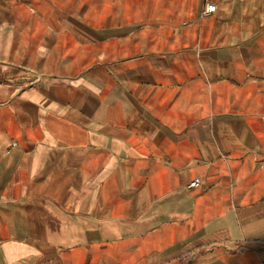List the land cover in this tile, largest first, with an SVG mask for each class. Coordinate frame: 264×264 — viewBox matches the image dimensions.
<instances>
[{
    "label": "crops",
    "instance_id": "1",
    "mask_svg": "<svg viewBox=\"0 0 264 264\" xmlns=\"http://www.w3.org/2000/svg\"><path fill=\"white\" fill-rule=\"evenodd\" d=\"M211 2L0 0V264H264V0Z\"/></svg>",
    "mask_w": 264,
    "mask_h": 264
},
{
    "label": "built area",
    "instance_id": "2",
    "mask_svg": "<svg viewBox=\"0 0 264 264\" xmlns=\"http://www.w3.org/2000/svg\"><path fill=\"white\" fill-rule=\"evenodd\" d=\"M203 3H204L203 13L207 14L215 11L216 6L213 2H211V0H203ZM199 181H200L199 178L195 179L192 183L189 184V187L197 185Z\"/></svg>",
    "mask_w": 264,
    "mask_h": 264
}]
</instances>
